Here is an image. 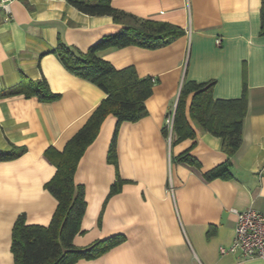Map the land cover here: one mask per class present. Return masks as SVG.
Returning <instances> with one entry per match:
<instances>
[{"label":"crops","instance_id":"crops-1","mask_svg":"<svg viewBox=\"0 0 264 264\" xmlns=\"http://www.w3.org/2000/svg\"><path fill=\"white\" fill-rule=\"evenodd\" d=\"M110 4L141 19L174 25L183 34L155 49L131 45L98 52L116 71L133 68L138 78L153 84L144 103L146 115L117 128L116 166L107 161L117 123L112 115L78 162L74 183L83 188L86 207L73 246L82 249L113 237L121 242L96 259L74 264H264L219 253L233 240L232 211L251 208L264 214L261 0ZM121 28L111 17L83 14L65 0H13L7 11L0 10V96L43 79L58 96L52 102L23 94L0 98V152L23 150L0 161V264H13L11 232L19 215L27 225L48 226L56 209L55 198L44 188L55 174L45 150L62 151L107 97L62 65L59 45L84 56ZM184 82H213L215 100L245 94L242 144L235 155L227 157L221 140L191 120V96L183 111L194 137L172 143L165 120L174 115ZM185 153L194 164L178 160ZM228 159V178H205ZM117 178L120 190L105 203Z\"/></svg>","mask_w":264,"mask_h":264},{"label":"trees","instance_id":"trees-1","mask_svg":"<svg viewBox=\"0 0 264 264\" xmlns=\"http://www.w3.org/2000/svg\"><path fill=\"white\" fill-rule=\"evenodd\" d=\"M79 12L89 16H109L121 30L105 38L92 47L86 55L80 56L70 48L59 45L57 56L62 65L71 73L90 81L103 90L107 97L99 103L88 117L85 125L69 140L62 151L50 147L44 157L55 167V174L44 188L55 198L57 205L48 226L27 225L24 215L15 220L11 232V253L13 264H74L79 260H93L121 242L120 237L96 241L82 249L75 248L73 238L81 233V220L85 213L83 188L74 183L78 162L96 138L103 120L112 115L117 123L107 154V161L116 166V132L123 122H136L146 115L145 100L150 96L152 79L138 78L133 68L116 71L109 63L98 56L99 51L127 46L155 49L169 44L183 34L182 30L168 23H156L113 8L111 0H65ZM261 34H264V0H261ZM213 82H184L174 111L172 143L193 138L184 116L183 103L191 96L189 116L202 132L221 140V149L232 157L242 144V126L246 114L247 101L243 93L235 100H215L212 96ZM23 94L25 97L37 96L43 102L58 98L52 94L46 81L29 82L18 86L1 97ZM167 129L164 134L167 136ZM23 150L0 152V161L18 157ZM178 160L194 164L188 155ZM229 159L215 169L207 172L205 178H228ZM121 180L111 186L105 200L119 192ZM104 203V204H105Z\"/></svg>","mask_w":264,"mask_h":264},{"label":"built area","instance_id":"built-area-1","mask_svg":"<svg viewBox=\"0 0 264 264\" xmlns=\"http://www.w3.org/2000/svg\"><path fill=\"white\" fill-rule=\"evenodd\" d=\"M13 0H0V10L7 11ZM220 46L221 41H215ZM174 115L165 120V127L171 132ZM235 214V226L232 243L229 247L219 248L220 254L236 253L243 259H260L264 262V214L247 209L232 211Z\"/></svg>","mask_w":264,"mask_h":264}]
</instances>
